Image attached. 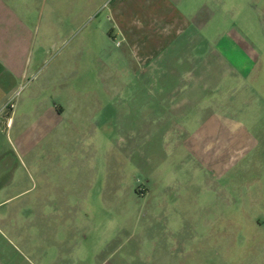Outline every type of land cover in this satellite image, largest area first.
<instances>
[{
	"label": "rangeland",
	"instance_id": "374dc122",
	"mask_svg": "<svg viewBox=\"0 0 264 264\" xmlns=\"http://www.w3.org/2000/svg\"><path fill=\"white\" fill-rule=\"evenodd\" d=\"M29 4L0 214L107 227L108 264H264V0Z\"/></svg>",
	"mask_w": 264,
	"mask_h": 264
},
{
	"label": "crops",
	"instance_id": "0c3cea01",
	"mask_svg": "<svg viewBox=\"0 0 264 264\" xmlns=\"http://www.w3.org/2000/svg\"><path fill=\"white\" fill-rule=\"evenodd\" d=\"M31 15L36 16V11L30 9L29 0H0V106L8 104L42 49L43 41L38 48L32 44ZM6 116L12 120L9 112ZM33 213L56 219L48 225L45 219L36 226L20 227L19 212L0 214V264H108L119 250L115 242L119 236L111 237L107 227H99V231L88 225L56 226L51 223H60L69 214Z\"/></svg>",
	"mask_w": 264,
	"mask_h": 264
},
{
	"label": "built area",
	"instance_id": "2783aa9c",
	"mask_svg": "<svg viewBox=\"0 0 264 264\" xmlns=\"http://www.w3.org/2000/svg\"><path fill=\"white\" fill-rule=\"evenodd\" d=\"M8 106H9L12 110H14V109H15V102H14V101H11V102H9L5 107L7 108Z\"/></svg>",
	"mask_w": 264,
	"mask_h": 264
}]
</instances>
